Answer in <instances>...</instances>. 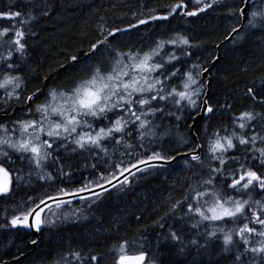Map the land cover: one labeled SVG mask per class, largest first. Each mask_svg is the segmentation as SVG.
<instances>
[{
	"label": "trees",
	"instance_id": "obj_1",
	"mask_svg": "<svg viewBox=\"0 0 264 264\" xmlns=\"http://www.w3.org/2000/svg\"><path fill=\"white\" fill-rule=\"evenodd\" d=\"M180 2L181 0H0V11H20L25 19L30 20V24L25 26L27 52L23 59L19 53L13 56V62L19 65L16 74L24 78L22 101L24 96L30 95L37 88L44 87L47 91L43 85L45 77H49L45 84L48 87H70L69 73L58 65H68L67 57L87 50L90 43L101 39V26L105 29L125 28L140 19L167 14L170 6ZM183 2L187 4L188 11L200 8L195 0ZM240 6L241 0H220L197 16L187 17L176 13L168 20L150 21L148 25H140L126 33H117L115 38L110 37L106 52L112 48L124 53L138 48L147 50L156 41H166L180 33L187 36L195 47L187 49L191 55L185 56L183 48L167 45L165 52L171 50L181 57L180 61L174 62L175 66L182 71L193 63L210 67L217 53V45L240 25L241 17L232 15ZM262 8L264 0L252 3L248 11ZM9 23L0 20V28L8 27ZM6 47L0 45V55H6ZM107 59L105 55V60ZM94 60L99 62V58L94 57L88 60V64L76 65L72 77L78 79L77 73L90 70L89 66ZM2 72L3 64L0 63V74ZM209 74L211 84L208 99L216 111L211 119L206 117L195 128L201 144L218 125H229L234 116L244 111L260 113L262 118L253 123L257 132L264 131V104L254 101L247 94L249 87L260 91L261 82L264 81V30L251 28L246 22L241 31L222 46L220 60ZM174 80L175 84H179L178 79ZM23 105V102H10L8 114L16 106ZM227 105H231V108L226 107ZM160 106L165 107V102H160ZM23 109L8 117H1L5 113L0 110V123L9 124V117L22 119L27 115ZM179 116L181 112L171 104L165 107L164 113H158L154 120L158 125V137L151 143L148 138L140 141L133 128L132 136L125 138L132 145L127 149L128 155H125L124 143L114 145L108 142L106 146L109 151L105 155L98 150L73 151L74 146L71 144L60 147V141L55 144L53 158L44 169L46 173H51L53 179L50 181L41 179L33 167L18 159L16 154H11L13 163L6 166L10 170L19 171L23 179L14 181L11 195L0 197V225L8 223L5 212L10 218L17 205L27 202V206H32V202L28 200L30 196L38 202L39 198L56 194L60 187H78L83 180L94 177L98 172H104L107 176L109 166H112L111 171L117 173L116 165L127 167L139 158H146V150L189 151L188 144L194 141L189 133L192 122L184 118L177 119ZM109 118H112L111 114ZM104 124L100 122L97 126ZM182 140L188 143L182 144ZM229 156L239 158L240 163H244V148L237 145V149L225 157L228 161L223 166L225 176H230L239 167ZM184 160L185 158L178 159L172 166L138 172L135 177H130L131 183L111 189L98 200L92 197L87 201H76L70 206L64 205L58 210L53 206L57 215L51 218L56 220V224L44 227L36 249L24 259L11 264H54L69 250L80 251L84 264H112L116 256L113 248L124 238L133 242L131 251L147 252L148 259H155L156 264H264V260L252 253H246L242 261H237L236 255L244 249L238 238V248L225 250L222 234L209 237L205 232L206 228L211 230L212 227L222 226L228 230L236 225H209L202 222L198 228H193L192 225L199 217L187 213L184 204L173 210L172 205L183 201L188 195L190 185L196 184L201 178H207L206 168H190L185 165ZM61 165L63 172L60 171ZM92 165L96 167L93 168ZM212 166H216L215 162H212ZM64 173L71 175L69 177ZM65 215L67 218H64ZM45 216H51V213L47 210ZM170 232H176L181 239H171ZM32 239L33 236L23 228L6 230L0 227V264L27 253ZM192 240L198 243L192 244ZM90 255L103 257V260L92 262Z\"/></svg>",
	"mask_w": 264,
	"mask_h": 264
},
{
	"label": "snow or ice",
	"instance_id": "obj_2",
	"mask_svg": "<svg viewBox=\"0 0 264 264\" xmlns=\"http://www.w3.org/2000/svg\"><path fill=\"white\" fill-rule=\"evenodd\" d=\"M195 2L197 5H202L198 9L202 12L217 3V0H211V3L205 0H195ZM250 4L251 0H241L242 6L232 15L245 18L247 26L251 28L264 30V8L246 11V8H250ZM187 7V4L181 0L180 3L170 6L167 15H152L150 20L140 19L138 24L129 25V29L148 25L150 21L168 20L177 13L178 9H187ZM198 11H185L183 15L195 16ZM0 20L10 22L8 27L0 28V45L7 46L6 55H0V63L3 64V72L0 74V98H2L0 110L7 115L10 102H23V110L28 117L26 119L9 117L11 125L0 123V197L11 195L14 181L19 182L23 179L19 171L10 170L6 166L13 163L11 154H16L18 159L37 170L41 179L50 181L53 179L51 173H45L43 170L53 158L55 151L53 145L57 141L65 142L61 143L60 147L73 145V151L98 150L105 155L109 151L106 142L114 145L124 143L125 155H128L127 149L132 145L128 144L125 138L132 136L133 128L140 141L148 138V142L151 143L152 140L157 139L158 125L154 120L158 113H164L168 104L181 112V116L177 119L190 120L193 127L202 116L211 119V115L216 111V108L209 103L207 95L210 81L206 74L209 73V67L205 64L193 63L182 71L174 63L180 61L181 57L174 51H164L167 45H172L183 48L185 56L191 55L187 49L195 45L190 43L187 36L176 33L166 41H156L155 45L147 50L124 53L112 48L106 52V46L110 44L109 37L115 38L117 33H126L129 29H105L103 26L99 33L101 39L90 43L87 50H81L78 54L67 57L68 65H58L69 73L70 87L45 85L47 91L37 88L30 95L24 96L22 101L24 78L16 74L19 65L13 62V56L19 53L23 59L27 52L25 26L30 24V20L25 19L20 11L11 10L0 11ZM233 31L238 30L234 28ZM105 55L108 57L107 60ZM86 57L88 59H85ZM94 57L99 58V62L94 60L89 66L90 70L82 74L77 73L78 79L72 77L76 65L88 64V60ZM215 59L219 60L220 57ZM174 78L179 80V84H175ZM247 94L254 101L264 104V81L261 82L260 91L255 87H249ZM41 96L43 100L40 99ZM160 102H165V107H161ZM226 107L231 108V105ZM258 118H262L260 113L241 112L232 118L229 125H218L216 130L206 137L203 144L198 139L188 144L189 152L185 154L187 156L184 160L185 165L190 168H206L207 178H201L196 184L190 185L184 200L172 205L174 210L184 204L187 213L199 217L192 225L193 228H198L202 222H207L209 225L228 223L236 225L228 230L222 226L212 227L211 230L206 228L205 232L209 237L222 234L225 250L231 247L238 248V238L244 249L236 255L237 261H242L246 253H252L264 260V131L255 130L253 122ZM104 121L107 123L97 126ZM205 131H207L206 126ZM249 131H251L250 135ZM181 143L188 142L182 140ZM237 145L244 148L245 162L240 163L239 158L229 156L228 158L239 167L230 176H225L223 166L228 163L225 157L230 152H234ZM178 155H181L179 149L172 152L146 150V158H139L130 167L116 165L118 175L111 171L112 166H109L107 176L104 172H98L94 177L83 180L78 187H60L56 194H48L46 198H39L38 202L30 196L28 200L32 202V206H27V202L17 205L10 218L5 212L8 223L0 227L23 228L40 233L42 228L56 224V220L51 217L56 216L57 212L53 211L48 201L54 202L58 210L72 203L71 199H63V197H78L82 201L95 197L98 200L104 193L110 191L106 185L117 186L113 183L114 180L120 185L131 183L129 177L136 175L132 169L147 172L149 169L162 168L164 164L176 160ZM212 162H215V167L212 166ZM140 165L145 167L141 168ZM92 167L96 166L92 165ZM60 171L63 172L62 165ZM64 174L69 177L71 175ZM120 176L124 179L120 180ZM83 193H89L90 196L82 195ZM257 196L260 198H256ZM45 208L51 216L44 215ZM64 218H67L66 215ZM160 227H163V224H160ZM169 236L176 241L181 239L176 232H170ZM38 243L37 239L31 240L32 245ZM191 243L198 242L192 240ZM132 247L133 242L129 238L119 242L113 248L116 256L112 264H156L155 259H148L147 252L131 251ZM89 259L97 262L102 261L103 257L90 255ZM54 264H84V258L80 251L69 250Z\"/></svg>",
	"mask_w": 264,
	"mask_h": 264
},
{
	"label": "bare ground",
	"instance_id": "obj_3",
	"mask_svg": "<svg viewBox=\"0 0 264 264\" xmlns=\"http://www.w3.org/2000/svg\"><path fill=\"white\" fill-rule=\"evenodd\" d=\"M218 1H220V0H217V2ZM184 3V2H183ZM211 3V2H210ZM251 5V4H250ZM209 9V8H208ZM207 10V9H206ZM185 11H188L187 9H183V8H181V9H178L177 10V13H180V15H183V12H185ZM191 11H198V9H195V10H191ZM246 11H248V8H246ZM203 12V11H202ZM199 13H201L200 11H198V14ZM168 14V13H167ZM167 14H158V15H167ZM197 14V15H198ZM173 15H175V14H173ZM172 15V16H173ZM197 15H195V16H197ZM185 16V15H184ZM171 17V16H170ZM187 17H192V16H187ZM144 19H149L150 20V17L149 18H144ZM139 22V21H138ZM138 22H136V23H134V24H138ZM246 23V19L245 18H242L241 17V21H240V25L238 26V27H236L235 29H237L238 31H236V32H234L233 30L228 34V36L224 39V40H222L218 45H217V53H216V56H215V58L216 57H221V48H222V46L225 44V43H227V42H229V41H231L233 38H234V36L236 35V34H238L240 31H241V29L243 28V26H244V24ZM140 26V25H139ZM121 29H129V26H127V27H125V28H121ZM131 29H133V28H131ZM131 29H129V31L131 30ZM123 33V32H122ZM110 38V37H109ZM213 59V61H212V64H211V66L209 67V72H210V70L212 69V68H214V66L219 62V60H216V59ZM206 76H207V78H208V80L210 81L209 83H208V97H209V95H210V84H211V76H210V74L209 73H207L206 74ZM48 79H49V77L47 78V79H45V81H44V86H45V84L47 83V81H48ZM41 89H44V87H42ZM24 108V105L23 106H16L13 110H12V112L10 113V114H7V115H5V114H3V115H1V117H8V116H12L17 110H21V109H23ZM207 116H202L201 117V119L198 121V123L193 127L192 126V124H191V126H190V131H189V133H190V135H191V137H192V139L194 140V141H196L197 139H198V136H197V134L195 133V128H196V126H198V124L203 120V119H205ZM199 140V139H198ZM199 142H200V140H199ZM201 143V142H200ZM189 151H186V152H180L181 154H183V153H188ZM181 158H187V156H182V155H178L177 156V158H176V160H174V161H172V163H171V165H169V166H172L173 164H175V162L178 160V159H181ZM167 167V166H166ZM6 229H13V228H11V227H8V228H6ZM42 230H43V228H42ZM41 234V233H40ZM33 238L34 239H37L38 241H40V238H41V236L39 235V237H34L33 236ZM38 245V244H37ZM37 245H32L31 243H30V250L27 252V253H25V254H23V255H21V256H19V257H16V258H13V259H11V260H5L4 262H2L1 264H11V263H16V262H18V261H20V260H22V259H24L28 254H30L31 252H33L35 249H36V247H37Z\"/></svg>",
	"mask_w": 264,
	"mask_h": 264
},
{
	"label": "water",
	"instance_id": "obj_4",
	"mask_svg": "<svg viewBox=\"0 0 264 264\" xmlns=\"http://www.w3.org/2000/svg\"><path fill=\"white\" fill-rule=\"evenodd\" d=\"M255 1H258V0H251V4H252L253 2H255ZM207 95H208V93H207ZM185 154H186V153H183V154H181V155H182V156H183V155L186 156ZM171 163H172V162H171ZM171 163L164 164L163 167L169 166V165H171ZM130 166H131V165H130ZM130 166H128V167H130ZM140 167H141V168H144L145 166H144V165H140ZM132 171H133V172H138L136 169H132ZM117 175H118V173H117ZM125 175H128V174L125 173ZM119 179H120V180H123L124 177H123V176H120ZM113 183L116 184L117 186L119 185L118 181H116V180H114ZM106 187H108L110 190L114 188V187H112L111 185H106ZM96 191H101V190H100V189H96ZM82 195L90 196L89 193H83ZM44 198H46V197H44ZM63 199H71L72 202H73V201L80 200L78 197H63ZM48 203L51 204V205H55V203L52 202V201H48ZM46 209H47V208H45V210H46ZM26 230H27L28 232H30V233L32 234V236H34V237H39V235H40V233H36L34 230H29V229H26Z\"/></svg>",
	"mask_w": 264,
	"mask_h": 264
},
{
	"label": "rangeland",
	"instance_id": "obj_5",
	"mask_svg": "<svg viewBox=\"0 0 264 264\" xmlns=\"http://www.w3.org/2000/svg\"><path fill=\"white\" fill-rule=\"evenodd\" d=\"M209 1H211V0H205V2H209ZM196 3V2H195ZM197 5V4H196ZM198 6H200V7H202V5H198ZM139 49V48H138ZM137 49V50H138ZM41 100H43V98H41ZM37 103H39V101H37ZM27 117V115H25L24 117H22V119H24V118H26ZM9 125H11V122H9ZM63 143V142H62ZM44 171V170H43ZM45 172V171H44ZM36 173H37V170H36ZM46 173V172H45Z\"/></svg>",
	"mask_w": 264,
	"mask_h": 264
},
{
	"label": "flooded vegetation",
	"instance_id": "obj_6",
	"mask_svg": "<svg viewBox=\"0 0 264 264\" xmlns=\"http://www.w3.org/2000/svg\"><path fill=\"white\" fill-rule=\"evenodd\" d=\"M105 122H106V121H105ZM106 123H107V122H106ZM117 135H119V134H117ZM107 143H108V142H106V145H107ZM4 229H6V228H4ZM6 230H10V229H6ZM42 231H43V230H42ZM40 236H41V234H40ZM40 240H41V238H40Z\"/></svg>",
	"mask_w": 264,
	"mask_h": 264
}]
</instances>
